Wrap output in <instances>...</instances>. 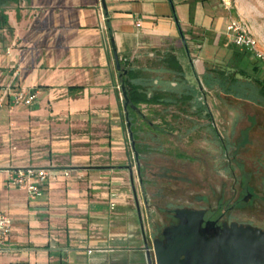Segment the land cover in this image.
<instances>
[{
	"label": "crops",
	"instance_id": "obj_1",
	"mask_svg": "<svg viewBox=\"0 0 264 264\" xmlns=\"http://www.w3.org/2000/svg\"><path fill=\"white\" fill-rule=\"evenodd\" d=\"M103 1L104 8L100 0H0V171L69 173L46 181L36 199L7 188L2 173L0 213L12 226L0 264H110L114 254L144 250L138 198L125 169L132 165L111 41L131 80L132 71H148L172 54L192 86L186 65L202 83L221 51L224 23L209 0ZM148 73L143 79L154 87L163 81ZM20 91L35 100L11 108ZM132 180L138 182L133 167Z\"/></svg>",
	"mask_w": 264,
	"mask_h": 264
},
{
	"label": "rangeland",
	"instance_id": "obj_2",
	"mask_svg": "<svg viewBox=\"0 0 264 264\" xmlns=\"http://www.w3.org/2000/svg\"><path fill=\"white\" fill-rule=\"evenodd\" d=\"M209 6L215 18L223 19L224 36H220L222 40L218 42L220 45L223 44L221 51L214 55L212 58L214 60L208 63V68L223 66L234 51L245 53L246 55L242 56L243 64L248 67L256 66L260 74H264V66L261 62L231 46L225 30L230 17L240 22L256 41L259 51L264 54V0H209ZM193 50L198 49L194 47ZM195 51H193L194 57H191L192 60L194 59V65L198 61ZM186 66L193 80L192 83L200 93L196 79L191 75L190 66ZM199 82L201 91L206 93L201 97L203 104L208 108L213 117V124L228 147L224 158L209 130L205 132V127L201 133L198 130H189L191 123L195 122L196 128L199 125L207 126L205 118L199 119L194 115H188L175 119L176 117H171L170 113L176 115V109H169L170 113L166 115L165 120L169 123H178L183 130L180 134L177 132L158 134L147 129V124L152 126L161 122L156 114H152V108L150 110L142 108L144 118L138 122L141 129L147 133L138 142L150 148L144 150L140 155L141 160L138 161L145 168L147 206L143 204L137 181L134 182V192L138 198L143 233L150 248L152 264H154L151 252L153 231H159L171 222L168 211L190 204L195 208L216 207L217 203L225 205L234 196L232 186L237 190L240 181L243 185L250 186L261 199L253 201L248 207L231 215H241L242 219L251 220L264 228V106L260 107L248 101L224 96L217 98L213 92L203 87L200 80ZM159 110L161 108H155L156 112ZM202 111H205L203 107ZM235 145H238V149L233 161ZM128 151L131 157L130 165L135 169L130 144ZM178 153L184 154V157L177 158ZM236 161L238 166L235 164ZM222 164L226 170L224 177L220 173ZM228 164L235 171L234 177L227 170ZM249 212H252L251 217L248 215ZM138 251V256L133 251L124 256L114 254L110 264H142L144 250ZM144 264H147L146 260Z\"/></svg>",
	"mask_w": 264,
	"mask_h": 264
},
{
	"label": "trees",
	"instance_id": "obj_3",
	"mask_svg": "<svg viewBox=\"0 0 264 264\" xmlns=\"http://www.w3.org/2000/svg\"><path fill=\"white\" fill-rule=\"evenodd\" d=\"M192 16L193 7H190V20H192ZM231 46L235 48L233 45ZM235 49L239 51L237 48ZM243 55L246 54L233 51L223 66L206 69L202 77V85L207 91L213 92L217 98L224 96L226 98L248 101L262 107L264 106V74L261 75L256 66L248 67L244 65ZM147 70L132 71L135 80H131V70L129 69L127 75L121 79L129 100L128 117L131 123L130 129L135 143L134 149L138 154V161L144 150L150 149L138 142L141 139L139 133L142 131L141 125L138 124L141 119L142 106L150 109L153 107L161 108L159 112L151 110L152 114H156L161 121L159 125L151 126L147 124V129L151 132H163L164 130L169 131L172 129L171 123L165 120L171 108L176 109L178 112L175 119L192 114L197 115L200 119V112L202 111V103L197 101V88L194 85L190 86L185 80L181 66L174 55H163L160 59L153 62ZM149 71L154 72L155 76L157 74L156 77H160L163 80L156 87L153 86V83L147 77L143 79L144 76H150ZM165 78H168V81H165ZM171 82H174L176 87H170ZM170 115L171 117L174 116L171 113Z\"/></svg>",
	"mask_w": 264,
	"mask_h": 264
},
{
	"label": "water",
	"instance_id": "obj_4",
	"mask_svg": "<svg viewBox=\"0 0 264 264\" xmlns=\"http://www.w3.org/2000/svg\"><path fill=\"white\" fill-rule=\"evenodd\" d=\"M100 2L104 8V1L100 0ZM173 19L178 29L184 51L189 59V63L192 65L188 47L180 30L174 10ZM111 44L115 69L120 79L119 89L123 101L128 141L139 182L138 154L134 149L135 143L132 139L131 123L127 110L129 100L124 83L121 81L122 77L127 74V70L120 66L112 41ZM195 79L199 90H201L200 82L196 76ZM130 108L132 107L130 106ZM125 169L131 173V186L134 191L132 166H127ZM135 204L144 241L145 260L147 264H152L150 249L143 233L142 220L136 199ZM203 215L204 212L197 210H175L174 218L177 223L165 227L162 230V240H152L151 242L154 264H264V231L250 226H238L236 224H231L230 226L223 225L221 227L215 226L211 222L203 224Z\"/></svg>",
	"mask_w": 264,
	"mask_h": 264
},
{
	"label": "flooded vegetation",
	"instance_id": "obj_5",
	"mask_svg": "<svg viewBox=\"0 0 264 264\" xmlns=\"http://www.w3.org/2000/svg\"><path fill=\"white\" fill-rule=\"evenodd\" d=\"M199 91H200V93H198L197 101L201 102L202 101L201 97L202 96L204 97L206 93L202 92L201 90H199ZM200 98H201V100H200ZM203 102L204 101H202L201 103H202V107L205 109V111L200 112L201 113L200 119L205 118L207 121V126L199 125V127L196 128L195 124L197 126V123L195 122V123H191V129H189V130H198L200 133L204 130L203 127H205V132H208V130H209V132L212 134L213 138L215 139V142L217 143L219 150L222 153V157L224 158L227 155L228 147H227L226 143L223 141V139L221 138L218 129L213 124V117L211 116L210 112L208 111V108L203 104ZM140 113H142V111ZM177 113H176V115H174L173 113H171V114L174 115L173 117H176ZM192 115H194V117L198 118L197 115H195V114H192ZM140 118H141V120H143L144 115L141 114ZM208 121H209V123H208ZM171 127H172V129L169 131L164 130L163 132L162 131H156V132L158 134H161V133L162 134H168V133L171 134V132H177L180 134L181 131H183L181 129V126H178V123H171ZM139 134H140L141 138H143L147 133H145V131H143V129H142V131ZM142 145L145 146L146 144H142ZM238 145H235V147H234V151H233V155H232L233 161H235V154H236V151L238 149ZM183 155L184 154L178 153V154H176V157L177 158H183L184 157ZM140 160H141V158H140ZM235 164L238 166L237 161L235 162ZM239 167H240V165H239ZM227 168H228L227 169L228 172H230L231 175L234 177L235 171L232 168V166L229 165ZM144 172H145V168L139 164V177H140V179H139L138 183H139V187H140V192H141L143 204L145 206H147V199H146V193H145L146 181L144 178V176H145ZM225 172H226V170L222 164V168L220 169V173H221L222 177H224ZM232 189H233L234 196L232 197L231 201H229L225 205H221L220 203H217L216 207L207 206L205 208L204 207L195 208V207H193V205L190 204V205L184 206L182 208H177V209H173L171 211H168V213L171 215V219H170L171 222L166 227L172 226V225L177 223L176 219L174 218V211L175 210L188 209V210H197V211L204 212V215L202 218L203 224L206 222H211V223H214L215 226H220V227L223 225L230 226L231 224H236L238 226H250L252 228H257V229L264 231L263 227L259 226L258 224L251 222V220L242 219L243 216H241V215H235V216L231 215V213H233L235 211L239 212V211H241V209L248 207L253 201L254 202L260 201L261 198L259 197V195L257 193H255L250 186L243 185L242 181H240L237 190H236L235 186H232ZM251 213L252 212H249V214H248L250 217L252 216ZM164 228H162L159 231L158 230L153 231V239L152 238L151 239L152 240H162L161 233H162V230ZM144 236H145V234H144ZM146 243H147V241H146Z\"/></svg>",
	"mask_w": 264,
	"mask_h": 264
},
{
	"label": "built area",
	"instance_id": "obj_6",
	"mask_svg": "<svg viewBox=\"0 0 264 264\" xmlns=\"http://www.w3.org/2000/svg\"><path fill=\"white\" fill-rule=\"evenodd\" d=\"M136 27H140V23H136ZM227 37L235 48L251 55L254 59L261 62L264 66V54L259 51L257 43L248 31L241 25L240 22L233 18H229L225 27ZM10 101V107L30 106L35 100L34 93H26L23 91L13 94ZM3 102L0 99V107ZM5 174V184L7 188L23 190L28 195L29 199H36L41 196L42 185L60 175L68 177V171H58L56 169H42V168H25L16 170L0 171ZM114 203L110 205L112 209ZM12 222L9 217L0 213V245H3L11 232Z\"/></svg>",
	"mask_w": 264,
	"mask_h": 264
}]
</instances>
